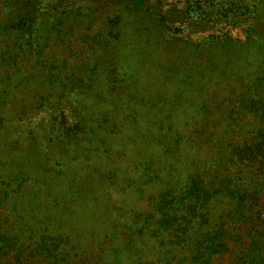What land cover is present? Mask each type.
Segmentation results:
<instances>
[{"label": "rangeland", "instance_id": "374dc122", "mask_svg": "<svg viewBox=\"0 0 264 264\" xmlns=\"http://www.w3.org/2000/svg\"><path fill=\"white\" fill-rule=\"evenodd\" d=\"M135 1L1 7L0 182H23L6 207L27 264H50L39 244L65 264L155 261L149 199L238 146L253 235L217 264L264 244V0Z\"/></svg>", "mask_w": 264, "mask_h": 264}, {"label": "trees", "instance_id": "16d2710c", "mask_svg": "<svg viewBox=\"0 0 264 264\" xmlns=\"http://www.w3.org/2000/svg\"><path fill=\"white\" fill-rule=\"evenodd\" d=\"M145 1L136 0L134 5L140 10ZM5 2L8 0H0V12ZM5 53L0 47V59ZM243 149L233 148L232 161L214 176H210L211 173L191 175L183 190H165L149 199L150 211L142 216L141 223L142 227L153 225L160 254L155 261L138 264H217L228 252L230 243L241 244L253 235L250 230L254 226H248L251 219L246 214L253 212L254 203L258 201L257 191L248 192L231 177L233 173L244 174V169L240 168L247 165L246 161H240L245 160ZM16 182H0V264L28 262L29 246L14 232L13 216L6 207L15 194L23 192V182ZM251 243L241 264H264V244L253 238ZM39 248L47 253L48 263L65 264L50 246L42 248L39 244Z\"/></svg>", "mask_w": 264, "mask_h": 264}]
</instances>
